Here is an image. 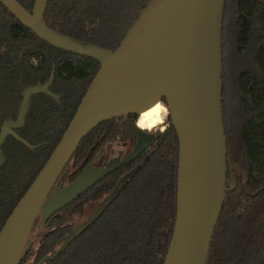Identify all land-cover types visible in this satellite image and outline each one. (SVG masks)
<instances>
[{"label": "trees", "instance_id": "16d2710c", "mask_svg": "<svg viewBox=\"0 0 264 264\" xmlns=\"http://www.w3.org/2000/svg\"><path fill=\"white\" fill-rule=\"evenodd\" d=\"M17 1L28 10L34 2ZM149 1L48 0L44 22L114 49ZM221 43L227 185L235 179L236 186L225 194L206 264H264V190L249 195L243 172L237 166L232 173L229 169L240 164L252 191L264 187V0H226ZM99 66L95 57L40 38L0 1V124L16 117L22 90L43 83L52 70L48 88L57 96L33 93L23 124L15 128L26 143L8 134L0 145V229L47 160ZM137 117L128 113L98 123L76 146L55 186L92 165L106 144L136 140L144 130L136 124ZM169 121L154 132L151 149L111 170L45 218L39 212L18 264H35L54 253L78 227L75 217L98 200L102 208L94 219L40 264H163L177 204L178 138Z\"/></svg>", "mask_w": 264, "mask_h": 264}, {"label": "water", "instance_id": "95a60500", "mask_svg": "<svg viewBox=\"0 0 264 264\" xmlns=\"http://www.w3.org/2000/svg\"><path fill=\"white\" fill-rule=\"evenodd\" d=\"M23 24L47 42L99 60V69L83 93L62 135L35 178L0 229V264H18L36 215L52 214L84 192L97 180L140 154L152 136L138 133L134 148L116 156L106 166L89 165L72 180L58 181L60 173L82 138L98 123L128 113L137 114L162 101L178 138L177 199L173 233L163 264H206L212 235L227 185V138L222 109V24L226 0H150L119 44L110 49L61 33L44 22L48 0H34L31 10L17 0H0ZM151 17L143 22L150 7ZM50 76L22 92L15 118L0 124V145L8 134L26 143L15 128L21 126L33 93L57 97L48 86ZM148 137L142 139L140 134ZM4 156L0 150V162ZM244 174V187L252 191ZM113 191L105 200L115 194ZM98 211L73 230L52 254V259ZM264 224V214L262 217Z\"/></svg>", "mask_w": 264, "mask_h": 264}, {"label": "rangeland", "instance_id": "374dc122", "mask_svg": "<svg viewBox=\"0 0 264 264\" xmlns=\"http://www.w3.org/2000/svg\"><path fill=\"white\" fill-rule=\"evenodd\" d=\"M161 103L163 104V106L165 107L164 111H163V115H162V119L164 120L167 113H168V109L166 107V105L161 101ZM167 125V121L164 120V122L162 121L161 123L153 126L152 128H150L151 131H156V130H162L165 126ZM149 129V128H146ZM118 145V144H116ZM115 143H111V144H106L103 147V151L102 153L94 158L93 164L92 165H98L100 166V164H106L108 162V160H110V158L114 157L117 155L118 152H123V153H127L130 149H114V147H116ZM126 146H130V144H126ZM101 200H98L96 202H92L89 204H86L84 207L83 212L81 213V215H78L77 217H75L74 219V226L79 225L81 222H83V220H86L87 217L89 215H91L99 206Z\"/></svg>", "mask_w": 264, "mask_h": 264}, {"label": "bare ground", "instance_id": "6f19581e", "mask_svg": "<svg viewBox=\"0 0 264 264\" xmlns=\"http://www.w3.org/2000/svg\"><path fill=\"white\" fill-rule=\"evenodd\" d=\"M164 109L165 107L163 106L161 101L154 102L137 114V125L141 128L144 127V129H150L153 126L161 123L162 121L164 122V120L162 119V115L165 113H163Z\"/></svg>", "mask_w": 264, "mask_h": 264}, {"label": "flooded vegetation", "instance_id": "af4514ba", "mask_svg": "<svg viewBox=\"0 0 264 264\" xmlns=\"http://www.w3.org/2000/svg\"><path fill=\"white\" fill-rule=\"evenodd\" d=\"M137 118H138V117H137ZM164 120L167 121V125H168V123L170 122V121H169V115H168V113H167V115H166V117H165ZM136 124H137V119H136ZM167 125H166V126H167ZM166 126H165V127H166ZM165 127H164V128H165ZM142 128L144 129V127H142ZM164 128H163V129H164ZM144 131L147 132L148 134H150V135L152 136V139H151L149 145L146 146V147L143 148V149H151V148H152V145H151V144H152V142H153V134H154L155 131H151L150 129H146V128L144 129ZM137 136H138V133H137L136 137H137ZM146 137H148L147 134H145V133H141V134H140V138L144 139V138H146ZM136 139H137V138H136ZM135 141H136V140H134V141H127V142H125V143L114 142L115 145L118 144V145H116V147H114V149H130V150H131V149L134 148ZM127 143L130 144V146H126ZM130 150H129V151H130ZM129 151H128V152H129ZM128 152H127V153H128ZM127 153H123V152L120 151V152L117 153L116 156L124 157ZM138 155H139V154H138ZM116 156L110 158V160H108V163H109L110 161L114 160V158H115ZM136 157H137V156H136ZM108 163H106L105 166H106ZM233 164H234V163H233ZM231 165H232V164H231ZM90 166H91V165H90ZM100 166H101V165H100ZM134 166H135V165H134ZM234 167H235V166H234ZM234 167H233V168H234ZM233 168H232V170H233ZM229 169H230V168H229ZM232 170H230L231 173H232ZM62 180L64 181V179H62ZM64 182H65V181H64Z\"/></svg>", "mask_w": 264, "mask_h": 264}]
</instances>
